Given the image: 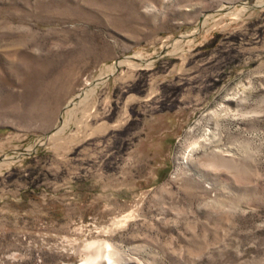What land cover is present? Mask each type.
Here are the masks:
<instances>
[{
    "label": "rangeland",
    "instance_id": "obj_1",
    "mask_svg": "<svg viewBox=\"0 0 264 264\" xmlns=\"http://www.w3.org/2000/svg\"><path fill=\"white\" fill-rule=\"evenodd\" d=\"M0 159V264H264V0H0Z\"/></svg>",
    "mask_w": 264,
    "mask_h": 264
},
{
    "label": "bare ground",
    "instance_id": "obj_2",
    "mask_svg": "<svg viewBox=\"0 0 264 264\" xmlns=\"http://www.w3.org/2000/svg\"><path fill=\"white\" fill-rule=\"evenodd\" d=\"M124 62H126V61H123V62H120V64H123ZM125 64H127V62L125 63ZM124 65V64H123ZM127 65H130V64H127ZM104 78V77H103ZM100 79V78H99ZM102 79V78H101ZM103 82V81H102ZM99 84V83H98ZM97 87V86H96ZM91 90L93 91V89L91 88ZM89 91V90H88ZM83 92V91H82ZM88 96V95H87ZM86 97V96H85ZM96 244H97V246H96ZM96 244L94 243V244H91V246L89 247V249L91 248V250H93L92 251V253L89 255V257L86 259V261L83 263V264H99V262H100V259L101 258H105V256H104V252H105V249L107 248L108 249V247H107V245L105 244H103V245H98V243L96 242ZM106 249V250H107ZM104 256V257H103ZM108 256V255H107ZM107 258V257H106ZM105 258V259H106ZM107 260L108 261H110L111 260V258L110 257H108L107 258ZM110 263V262H109Z\"/></svg>",
    "mask_w": 264,
    "mask_h": 264
},
{
    "label": "water",
    "instance_id": "obj_3",
    "mask_svg": "<svg viewBox=\"0 0 264 264\" xmlns=\"http://www.w3.org/2000/svg\"><path fill=\"white\" fill-rule=\"evenodd\" d=\"M115 66L116 67H118L119 66V63L118 62H115ZM95 84V83H94ZM84 94V91L83 92H81L80 94H79V96H77V97H75V99L73 100V101H71L66 107H65V109L66 108H68V107H70V106H72V105H74V103L81 97V95H83ZM62 113L60 114V117H59V122H60V124L62 123ZM55 131V130H54ZM53 131V132H54ZM51 133H49V134H47L46 135V137H48L49 135H50ZM0 160H2V159H0Z\"/></svg>",
    "mask_w": 264,
    "mask_h": 264
}]
</instances>
